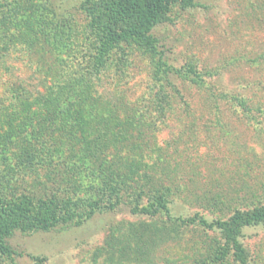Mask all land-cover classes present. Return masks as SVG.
Listing matches in <instances>:
<instances>
[{
  "label": "rangeland",
  "instance_id": "1",
  "mask_svg": "<svg viewBox=\"0 0 264 264\" xmlns=\"http://www.w3.org/2000/svg\"><path fill=\"white\" fill-rule=\"evenodd\" d=\"M96 1L0 0V196L74 213L0 264H264V222L244 262L207 225L264 205V0L176 3L110 50Z\"/></svg>",
  "mask_w": 264,
  "mask_h": 264
},
{
  "label": "trees",
  "instance_id": "2",
  "mask_svg": "<svg viewBox=\"0 0 264 264\" xmlns=\"http://www.w3.org/2000/svg\"><path fill=\"white\" fill-rule=\"evenodd\" d=\"M193 0H98L91 6L87 7V11L91 14L96 22V25L102 31V39L104 42L102 50H110L120 41L127 39H141L145 41L150 47H152L151 31L154 25L161 20L168 17L172 6L176 3L190 4ZM116 21L121 22L117 24ZM105 52H100V56H103ZM40 94V93H39ZM39 102L48 105L51 96L48 94L38 96ZM55 102V98H53ZM51 102V101H50ZM63 112L64 116L69 114V106ZM69 109V110H68ZM77 115L82 116V111L77 110ZM75 135L80 138L83 129V124L78 127L75 126ZM17 138V135H8L7 140L12 143ZM29 195H33L32 192ZM15 194V193H13ZM8 196V195H6ZM16 197V196H15ZM0 212H6L12 207V212L15 211L13 219H1L0 220V252L6 255H12L15 252L4 243L2 240L8 235L12 229L20 228L24 231L27 230H49L53 226L57 225L61 221L72 219L73 212H68L66 217L62 215H56L55 211L49 212L45 207V214L41 215L36 213L31 215V206L27 204L32 203V199L24 194L17 195L15 202L9 201L6 197L3 199L0 196ZM45 203V202H44ZM99 206L93 204V208L96 209ZM143 212L148 211L146 208L142 209ZM3 214V213H1ZM264 222V205L255 208L253 211L248 212H236L227 220H218L207 224L209 227L218 226L221 228L227 239L233 243V248L242 262L245 261V249L243 245L237 240V236L241 232V228L244 225L254 222ZM206 224V222H203Z\"/></svg>",
  "mask_w": 264,
  "mask_h": 264
}]
</instances>
